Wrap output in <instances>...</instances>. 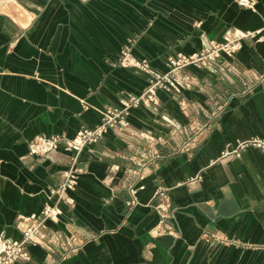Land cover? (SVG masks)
<instances>
[{
  "label": "crops",
  "instance_id": "1",
  "mask_svg": "<svg viewBox=\"0 0 264 264\" xmlns=\"http://www.w3.org/2000/svg\"><path fill=\"white\" fill-rule=\"evenodd\" d=\"M254 1L0 0V231L15 242L19 216L57 202L48 191L72 156L63 145L31 156L28 142L95 127L105 107L147 87V74L118 64L124 45L164 72L169 57L227 28L259 37L186 68L190 89L157 91V104L130 109L131 130L85 147L71 203L57 202L59 220L47 222L50 241L12 264H264V150L224 155L264 139V0ZM65 237L78 249L63 259Z\"/></svg>",
  "mask_w": 264,
  "mask_h": 264
},
{
  "label": "built area",
  "instance_id": "2",
  "mask_svg": "<svg viewBox=\"0 0 264 264\" xmlns=\"http://www.w3.org/2000/svg\"><path fill=\"white\" fill-rule=\"evenodd\" d=\"M237 3L254 10V0H237ZM257 34L258 31H242L235 28H227L223 32L220 41L211 40L205 48L196 53L188 55L178 54L169 57L167 70L164 72L155 71L147 60L135 58L132 54L131 45H124L120 51L118 64L121 67L137 69L148 75V84L142 93L138 95L127 94L121 98L119 107H105L101 111V120L98 125L92 128L82 127L71 138L58 134L36 136L27 144L28 154L39 158L45 157L61 145L72 153L71 163L62 173L63 180L58 187L49 189V198L55 197L57 202L65 201L71 203L68 192L74 189L78 175L81 172V169L77 165L78 155L85 147L97 144L109 131L121 133L131 130L127 120L130 109L141 105L150 106L151 104H157L156 93L159 90L179 94L184 89H190L194 84V77L184 71L186 68H204L222 56L233 58L242 48L245 40L259 39ZM252 90L253 88L251 87L248 92ZM248 145L264 150V139L254 138L240 142L234 149L224 152V155L239 156L240 151ZM136 191V188H130V194L132 196V200L129 202L130 206L137 203ZM164 191V188L158 187L156 195L165 199L166 195ZM57 202L52 205L45 204L36 217H18L22 222L26 223L20 241H11L0 231V264L26 261L29 259V245L50 241L46 236L47 222H57L59 220L61 210ZM157 208H161V204L157 205ZM60 247L62 249L63 259L78 249L74 245V239L72 237H65V239L60 241Z\"/></svg>",
  "mask_w": 264,
  "mask_h": 264
}]
</instances>
